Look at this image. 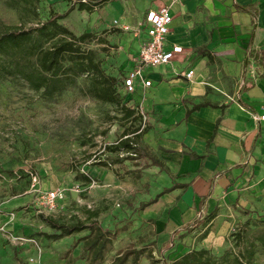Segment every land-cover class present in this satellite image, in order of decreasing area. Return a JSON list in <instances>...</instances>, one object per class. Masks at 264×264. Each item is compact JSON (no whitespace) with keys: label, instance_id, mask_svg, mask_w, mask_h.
<instances>
[{"label":"rangeland","instance_id":"374dc122","mask_svg":"<svg viewBox=\"0 0 264 264\" xmlns=\"http://www.w3.org/2000/svg\"><path fill=\"white\" fill-rule=\"evenodd\" d=\"M71 2L0 0V34L9 27L41 26L51 11L63 13ZM140 16L137 0H113L92 13L74 9L59 23L76 35L92 33L95 39L84 47L95 52L106 73L119 76L135 64L142 43ZM58 40L33 34L34 45L40 48H49ZM26 52L22 47L0 54V264H64L62 255L67 249L73 257L79 254L80 244L74 248V241L88 231L52 241L44 233L54 231L40 214L64 223H88L95 215L106 229L123 227L99 264H108L118 252L129 248L144 250L138 264L171 263L200 248L208 249L223 264L234 257H241L243 264H264L261 208L222 205L213 217L204 216V224L174 236L171 243L159 244L153 212L147 206L142 208L160 190L154 186L158 183L154 168L146 167L143 159L136 162L139 166L131 161L112 168L94 164L98 157L109 155L104 146L115 142L129 125L121 119L119 107L93 98L84 75L53 98L32 90L14 70L16 65L36 67V56ZM235 88L232 82L228 94H220L232 98ZM127 170L131 172L127 174ZM29 172L37 174L41 190H65L66 196L55 211L39 207L30 191ZM78 173L89 174L91 180L85 181Z\"/></svg>","mask_w":264,"mask_h":264},{"label":"crops","instance_id":"0c3cea01","mask_svg":"<svg viewBox=\"0 0 264 264\" xmlns=\"http://www.w3.org/2000/svg\"><path fill=\"white\" fill-rule=\"evenodd\" d=\"M137 6L139 23L148 10L168 6L166 47L183 51L150 69L152 85L139 84L130 97L147 116L143 142L167 168L150 166L160 187L155 196L170 190L147 206L163 245L222 205L264 209V0H137ZM232 82L234 97L227 99L220 93L228 94ZM201 102L209 105L186 114Z\"/></svg>","mask_w":264,"mask_h":264},{"label":"trees","instance_id":"16d2710c","mask_svg":"<svg viewBox=\"0 0 264 264\" xmlns=\"http://www.w3.org/2000/svg\"><path fill=\"white\" fill-rule=\"evenodd\" d=\"M29 3L32 0H22ZM72 1L68 9L63 13L51 11L46 22L41 26L23 29L20 27H9L0 34V54L5 53L8 49H20L25 47L27 56H36V67L24 68L15 66L14 70H18L20 76L25 80L28 86L41 93L47 98H53L62 94L68 88L73 87L77 79L83 75L88 78V90L96 100L115 105L119 107L121 119L129 122L124 127L120 137L113 143L104 146V151L108 152V156L103 159L98 157L94 164L105 168H112L115 164L123 165L125 161H131L135 166L138 160H146V167L157 166L160 170L167 171L164 163L154 156L148 146L143 142V136L148 131V126L142 127V115L131 98H127L121 94L123 90V77L125 73L119 76H112L103 69L101 62L96 58L95 52L87 47L88 43L95 39L94 35L89 32L80 35L74 34L66 26L59 23L68 14L77 9L92 13L98 8L103 7L113 0H68ZM33 34L44 40H52L59 37V40L53 43L49 48H40L34 45ZM100 43H104L100 39ZM209 103L201 102L194 104L187 110L186 114L207 106ZM142 168V167H141ZM139 170V169H137ZM116 174L117 171H114ZM131 171L127 170L126 173ZM85 181H90L91 177L87 173H78ZM136 177H140V172L135 173ZM30 179V173H29ZM172 187H175L172 186ZM170 188H163L154 198L149 199L142 204V208L154 203L159 196L168 192ZM215 215V211L209 214L208 218ZM40 218L54 231L46 234V238L57 241L64 237L71 236L83 231H88L86 235L79 237L74 241V248L80 244V251L76 257L71 254V249H67L62 258L64 264H76L78 260H82L85 264H99L103 261L105 253L116 239L117 234L123 230V227L109 230L100 224V222L92 215L90 222L86 223L76 220L72 223L59 222L51 216L39 215ZM204 224L203 221H196L194 225ZM143 249L129 248L118 252L108 264H126L129 260L132 264H138ZM148 258H151L147 254ZM162 264H223L208 249L200 248L190 250L171 263L164 262ZM228 264V263H227ZM229 264H243L241 257H234Z\"/></svg>","mask_w":264,"mask_h":264},{"label":"built area","instance_id":"2783aa9c","mask_svg":"<svg viewBox=\"0 0 264 264\" xmlns=\"http://www.w3.org/2000/svg\"><path fill=\"white\" fill-rule=\"evenodd\" d=\"M172 22V16L168 6H161L157 9L148 10L143 20L139 23V29L145 32L146 38L141 43L136 55L133 68L128 70L123 77V92L127 98L133 95L138 85L149 88L152 85L151 79L148 78V71L154 67L170 64L177 54L182 53V47L172 45L166 47V37L169 34V26ZM194 74L192 69L185 74L186 78H191ZM142 115V127L145 125L147 116L139 108ZM264 120V115L259 117ZM30 173V191L34 193L39 207L49 212L57 208L59 201L65 198V190L62 187H55L41 190L38 186V177L36 173Z\"/></svg>","mask_w":264,"mask_h":264}]
</instances>
